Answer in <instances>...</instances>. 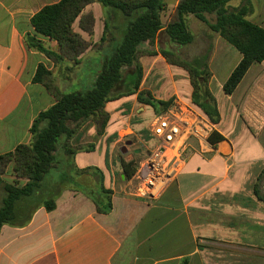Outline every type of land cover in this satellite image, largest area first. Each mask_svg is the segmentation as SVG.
I'll list each match as a JSON object with an SVG mask.
<instances>
[{
  "label": "crops",
  "instance_id": "0c3cea01",
  "mask_svg": "<svg viewBox=\"0 0 264 264\" xmlns=\"http://www.w3.org/2000/svg\"><path fill=\"white\" fill-rule=\"evenodd\" d=\"M59 1L0 0V155L29 144L33 120L55 103L41 84L32 81L37 66L47 67L48 60L28 48L25 37L35 35L32 16ZM177 2L164 4L165 11L173 12ZM86 13L93 17L92 33L79 28L80 17L72 29L96 43L105 33L106 12L91 3L82 11ZM192 18L189 15L187 21ZM247 21L264 28V0H251ZM89 50L81 57L87 53L91 64L98 63V55ZM240 59L237 50L213 35L206 87L219 119L209 139L219 135L222 140L211 144L208 139L204 151L189 141L182 171L158 199L149 200L137 194L138 166L127 180L121 160L132 157L119 154L127 131L139 148L153 149L156 144L149 111L135 105L137 94L146 91L155 104L174 97L193 102L185 70L166 63L158 52L141 57L138 90L106 104L109 121L104 133L98 135L88 122L69 140L71 147L81 148L71 155L72 165L90 172V181L84 179L79 186L74 181L60 190L53 210L40 206L23 226L3 225L0 264H264V201L254 194L264 169V61L253 63L226 95L223 84ZM152 73L168 79V84L150 82ZM91 169L102 175L104 189L111 191L110 208L103 213L90 196L107 195L100 193Z\"/></svg>",
  "mask_w": 264,
  "mask_h": 264
},
{
  "label": "trees",
  "instance_id": "16d2710c",
  "mask_svg": "<svg viewBox=\"0 0 264 264\" xmlns=\"http://www.w3.org/2000/svg\"><path fill=\"white\" fill-rule=\"evenodd\" d=\"M227 1L229 0H178L171 19L164 25L161 21V13L164 10L163 0H60L56 4L44 6L32 16L30 23L35 35L25 37L26 45L54 63L66 59L77 64L80 56L88 48L81 36L73 31L72 24L80 17L79 28L87 34L92 33V14H82L84 8L91 3H97L105 9L113 27L120 29L122 40L97 76L93 88L86 93H60L49 85L50 73L45 66L42 64L37 66L32 81L41 84L55 103L41 111L33 120L29 144L18 145L12 152L0 155V177L11 164L13 176L18 180L25 181L19 187L4 184V197L0 206V229L5 224L15 227L23 226L40 206H43L47 211L54 209V200L64 179L57 182L45 181V176L53 167L56 141L64 136L69 144L70 138L76 133V128L89 119H92L98 135L104 133L109 121L105 104L113 100L110 94L113 87L119 82L120 68L124 64L130 63L136 56L137 46L145 41H152L159 30L164 28V32L170 40L180 45L188 42L191 37L185 25L187 16L193 15L202 20L204 12H216L217 19L212 30L217 32L241 55L240 61L223 84L222 89L226 95H230L234 91L253 63L264 61V28L252 24L244 18L248 11L247 8H241L235 14L223 13L220 9ZM39 37L54 41L57 51L47 47ZM103 40L104 35L101 38V41ZM162 54L168 64L178 66L188 73L192 87V102L200 107L213 124L217 123L219 116L214 99L208 91L206 100L199 101L197 95L199 84L206 82L208 73L205 75L200 73L193 65L170 52ZM141 76L142 71L138 67L133 91L128 94L132 95L137 92ZM138 94H142V92ZM147 96L149 97L148 94ZM171 100L157 103L164 110ZM42 123L45 124V127L39 129ZM68 123L74 124L75 130L69 128ZM221 140L222 137L217 135L215 138L211 137L209 142L214 144ZM70 147L65 149L67 155H72L81 149ZM121 166L127 180L135 175L136 164L133 161L121 160ZM91 171L95 176L97 175L96 180L100 193L107 195L106 199L98 193H95L93 197L90 196L97 211L103 213L110 208L109 194L111 191L104 189L102 175L96 169H91ZM262 176H264V169L260 172L257 183L254 185V194L260 201H264V193L258 190V182Z\"/></svg>",
  "mask_w": 264,
  "mask_h": 264
},
{
  "label": "rangeland",
  "instance_id": "374dc122",
  "mask_svg": "<svg viewBox=\"0 0 264 264\" xmlns=\"http://www.w3.org/2000/svg\"><path fill=\"white\" fill-rule=\"evenodd\" d=\"M173 1L174 0H163V3L170 5L173 3ZM241 8H247L248 11L244 16V18L247 20V17L251 12V0H229L221 7L220 10L226 14H235ZM172 14L173 12L168 13L167 11H165L164 8L163 12L161 13V21L167 22L168 20L171 19ZM105 17H106L105 21L107 23V28L105 29V33H104V40L103 41L100 40L96 43H93L91 41H86L83 39L87 43L88 48H90L89 50L90 53L92 54L94 53L98 55L97 59L99 62L97 63L95 61V63L93 62V64H91L89 62L90 59L87 58L88 55L87 53L85 54V56H83L84 58L80 56L79 62L77 64L68 61L66 59H63L59 63H54L46 58L48 62H47V67L45 68L50 73V76L48 78V83L51 87L56 88L60 93H72V92L86 93L93 88L97 76L100 74L102 68H104L105 63L110 59V57L112 56V54L114 53L117 46L120 44L122 40V34L120 33L121 32L120 29H116L113 27L109 14L107 12L105 13ZM187 17H186L185 25L187 31L191 35L190 40L180 45L175 44L170 40V38L164 32L163 29V30H159L156 33L152 41L151 40L145 41L139 46H137L136 56L132 59L130 63L124 64L119 70L120 79L119 82L113 87L111 91L110 95L113 98V100L110 102H115V101L117 102L122 98L130 96V94L128 93H131L133 91V84L135 83L136 80L137 69L138 67L141 68L140 58L143 56H152L158 52L164 59L162 53L170 52L179 59L185 60L186 62L193 65L196 69H198L200 73L204 75L208 73L206 70V64L209 54L211 52L212 37L213 35H219L217 32L212 30V26L215 24L217 19L216 12L213 11L204 12L202 20L193 16L194 17L192 18L193 22L191 21L188 22ZM44 43L50 49L57 51V45L51 47L46 42ZM206 79H207V74H206ZM149 81L154 84L156 83V85L157 82H160L162 84L161 87L166 86V84H168V79L160 80L158 76L155 75V73H152L149 76ZM206 92H207L206 82L203 84L202 83L199 84V87L197 89V95L199 96V101L206 100ZM185 98L188 97L185 96ZM190 99H191V95H190ZM136 103H137L135 104L136 107H141L142 109L145 108L146 110L149 111V115L151 119L153 118L154 115H157L161 111H163L160 105L155 104L152 101V99L147 96L146 91L142 92V94H137ZM111 105H115V104H111ZM149 107L152 108V112L149 109ZM105 111L108 113L106 108ZM125 112L126 111H124L123 114ZM133 112L137 114V112L140 111L134 110ZM119 116H121V113H119ZM88 122L93 125L92 119H89L88 121L84 122L80 127L76 128V130L81 128L83 125L87 124ZM67 125L69 128L75 130L74 124L68 123ZM43 127H45L44 123H42L39 126V129H43ZM126 133H128L127 135L129 136H127L126 138H124L125 140L123 139L120 142L119 154L123 155L122 156L123 158H126L125 156L129 154L132 157L131 160L129 161H133L136 164V166H138L152 149H149L147 147L139 148V145L136 143V139L129 134V131H127ZM66 147H70V146L67 143L64 136H62L56 141L55 150L53 152V158H54L53 167L49 170V172L45 176V181H53V180L61 181L64 179L62 183L63 185L61 186L60 190L73 186L74 181L76 182L75 183L76 186L77 185L79 186V184H81L82 180L84 179H87L89 182L90 178L88 176H91L90 172H86V171L78 172L77 169L74 168L71 162L72 160L71 155H67L65 153V151L67 150ZM65 177L67 178L66 180ZM0 178L2 180V183L0 184V206H1V202L4 197V184H10L19 187L22 186L25 183V181L18 180L13 176L11 164L6 168L5 172L3 173V175H1ZM262 181H264V176H262V178L258 182L259 192H262ZM136 182L138 181L136 180Z\"/></svg>",
  "mask_w": 264,
  "mask_h": 264
},
{
  "label": "built area",
  "instance_id": "2783aa9c",
  "mask_svg": "<svg viewBox=\"0 0 264 264\" xmlns=\"http://www.w3.org/2000/svg\"><path fill=\"white\" fill-rule=\"evenodd\" d=\"M214 124L191 102L178 97L154 115L150 132L156 144L138 165L136 180L140 197L158 199L166 187L182 171L189 141H195L200 151L208 147Z\"/></svg>",
  "mask_w": 264,
  "mask_h": 264
},
{
  "label": "water",
  "instance_id": "95a60500",
  "mask_svg": "<svg viewBox=\"0 0 264 264\" xmlns=\"http://www.w3.org/2000/svg\"><path fill=\"white\" fill-rule=\"evenodd\" d=\"M262 192H264V182H262Z\"/></svg>",
  "mask_w": 264,
  "mask_h": 264
}]
</instances>
